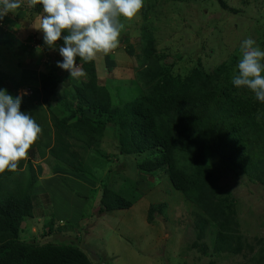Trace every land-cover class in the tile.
I'll return each mask as SVG.
<instances>
[{
	"label": "trees",
	"instance_id": "1",
	"mask_svg": "<svg viewBox=\"0 0 264 264\" xmlns=\"http://www.w3.org/2000/svg\"><path fill=\"white\" fill-rule=\"evenodd\" d=\"M254 1L259 5L258 0ZM223 6L227 8V4ZM18 10L16 17L9 13L0 20L1 27L16 28L27 12L40 15L43 6L29 7L22 0ZM144 15L147 19L146 11ZM146 27L143 25V49L136 66L141 86L133 100L115 101L111 88L100 83L95 60L82 63L87 79L73 80L71 88L58 99L61 80L54 65H47L45 70L23 68L20 77L11 82L13 92L4 84H9L11 77L1 69L2 61L0 86L14 96L28 88L31 95H25L22 101L30 100L32 105L41 107L54 101L61 107L50 115L53 131L50 129L36 142L35 152L41 158L51 157L73 173L89 175L85 153L94 142L105 139L103 142L117 149L107 160L115 158L129 167L134 159L136 167L167 176L189 203L206 214L207 218L199 217L196 225L200 238L212 236L211 248L242 254L251 244L242 234L243 220L236 200L219 184L217 172L241 174L264 187V103L257 101L251 90L237 89L231 83L232 68L224 64L212 72L198 64L186 75L159 64L154 58L155 40ZM2 32L0 28V44H4ZM122 41L128 44V56L134 57L136 50L129 38ZM106 60V70L118 68L109 55ZM24 161L15 172L0 173V264H94L83 251L85 240L74 243L73 227L58 224L61 221L54 218V213L43 223L39 240L23 237L35 219L38 181L32 160L25 168ZM111 186L105 188L99 213L131 208L133 202L114 194ZM166 206L152 205L148 220L152 222L156 212ZM258 241V250L250 248V254L244 255L254 264H264V235ZM201 249L205 255L210 254Z\"/></svg>",
	"mask_w": 264,
	"mask_h": 264
},
{
	"label": "rangeland",
	"instance_id": "2",
	"mask_svg": "<svg viewBox=\"0 0 264 264\" xmlns=\"http://www.w3.org/2000/svg\"><path fill=\"white\" fill-rule=\"evenodd\" d=\"M258 2L259 5L254 0H145L135 18L131 21L121 18L124 27L117 48L107 55H97L100 83L111 88L115 101L133 100L137 96L141 85L137 82L136 66L142 54L145 24L146 31L155 40L154 58L159 64L172 67L179 75H186L198 64L207 72L224 64L232 68L235 75L244 39H253L264 50V0ZM18 11L12 13L14 17ZM39 17L29 11L19 19L16 28L0 24L4 29L1 33L4 44H0V56H4L0 61V64L4 61L1 69L11 77L9 84H4L14 92L11 82L20 77L23 68L45 70L47 65H54L61 80L58 99V95L71 88L73 80H86L87 76L70 79V72L57 66V62L63 60L58 47L64 45V40L57 41L56 50L49 49L44 44L43 32L31 26L38 23ZM64 35L67 34L62 38ZM126 37L136 50L132 58L126 51L127 42L122 41ZM37 46L41 48L39 52ZM108 55L118 64L113 72L106 70ZM80 67L83 70L82 64ZM0 89L6 88L0 86ZM23 92L31 95L28 88L20 89L17 95ZM9 94L15 97L14 93ZM60 108L54 101L41 107L32 105L30 100L21 102V111L30 114L41 128L39 140L50 129L53 131L49 118ZM103 140L94 142L85 153L89 175L73 173L51 157H39L35 152L37 141L32 145L28 156L35 164L38 181L34 191L35 219L30 220L32 226L23 234L25 239L39 240L43 223L54 213V218L61 221L58 224L73 227L74 243L85 240L83 251L94 264H254L244 254H250V248L256 252L258 240L264 235V187L258 181L250 182L241 174L218 170L223 172H217L219 184L236 200L239 218L243 220L242 234L251 245L239 255L217 252L211 248L212 236H199L196 223L199 217L207 218L205 213L189 203L167 176L159 177L136 167L134 159L129 167L125 162H116L115 158L107 160L117 149L113 150L112 144ZM108 185H112L114 194L130 199L133 206L99 213ZM160 204L167 206L161 214L156 212L150 222L151 206ZM201 248L210 254L205 255Z\"/></svg>",
	"mask_w": 264,
	"mask_h": 264
},
{
	"label": "clouds",
	"instance_id": "3",
	"mask_svg": "<svg viewBox=\"0 0 264 264\" xmlns=\"http://www.w3.org/2000/svg\"><path fill=\"white\" fill-rule=\"evenodd\" d=\"M29 7L43 6L36 25L43 32L44 44L56 50L62 33L64 45L58 47L62 61L57 66L70 72V79L85 75L80 65L117 48L124 24L140 12L144 0H26ZM22 0H0V20L21 7ZM41 50L37 46V51ZM241 58L231 83L237 88L251 90L264 103V50L247 38L240 45ZM77 57L80 64L77 65ZM83 65V64H82ZM83 68V67H82ZM21 95L13 97L7 89H0V173L15 172L20 161L39 138L41 128L34 118L21 111Z\"/></svg>",
	"mask_w": 264,
	"mask_h": 264
},
{
	"label": "crops",
	"instance_id": "4",
	"mask_svg": "<svg viewBox=\"0 0 264 264\" xmlns=\"http://www.w3.org/2000/svg\"><path fill=\"white\" fill-rule=\"evenodd\" d=\"M39 155V154H38ZM39 157H40V155H39ZM48 157V156H47ZM47 157H45L44 159H46ZM29 159H31L30 158V156H27V158L25 159V165L23 166L24 168L26 167V165H27V161L29 160ZM32 160V159H31ZM32 162H33V160H32ZM33 164H34V162H33ZM34 167H35V164H34Z\"/></svg>",
	"mask_w": 264,
	"mask_h": 264
}]
</instances>
